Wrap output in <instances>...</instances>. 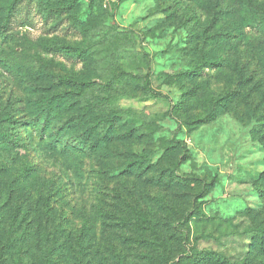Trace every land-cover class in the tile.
Here are the masks:
<instances>
[{"label":"rangeland","instance_id":"rangeland-1","mask_svg":"<svg viewBox=\"0 0 264 264\" xmlns=\"http://www.w3.org/2000/svg\"><path fill=\"white\" fill-rule=\"evenodd\" d=\"M9 1L0 0V16ZM17 1L12 36L0 40V138L10 139L0 142V230L14 226L18 245L1 262L45 264L38 231L46 227L52 264H194L191 256L209 251L227 262L206 264H264L247 231L264 224L257 121L242 123L230 110L206 117L218 92H235L230 63L238 56L245 74L264 83V55L228 47L229 67L181 74L205 47H195L203 5L224 0ZM36 91L69 92L121 125L107 148L70 157L47 146L57 128L20 126L32 118ZM255 105L264 113V100ZM181 114L196 120L192 129ZM75 137L56 143L78 144ZM139 212L157 234L132 223Z\"/></svg>","mask_w":264,"mask_h":264},{"label":"trees","instance_id":"trees-1","mask_svg":"<svg viewBox=\"0 0 264 264\" xmlns=\"http://www.w3.org/2000/svg\"><path fill=\"white\" fill-rule=\"evenodd\" d=\"M36 1L44 7L49 0ZM194 1L203 4V0ZM17 5V0H10L3 7L4 12L0 16V40H6L12 36L10 33L12 28L9 25L11 18L16 16ZM203 9L207 11L206 28L203 29V33H200L199 40L195 42V47L202 48L200 47L202 42L204 43L203 47H205L202 48L201 59L197 66L183 71L182 75L189 78H200L209 74L206 71L229 67V59L224 57L228 47L235 51H240L241 47H245L248 54L250 53L248 49L252 48L254 51L252 53L264 55V0H224L220 5L205 4ZM235 13L239 14L238 18L234 16ZM215 26L218 29L211 33L210 31ZM247 27H250L248 31L246 30ZM255 39L258 41L257 45L254 42ZM209 45L213 47V53L206 52L205 49ZM230 66L238 76L237 80L233 82L236 87L235 92L230 90L218 92L209 104L207 120L217 118L229 110L242 123L248 122L246 117L255 118L257 123L252 133L255 138L264 143V113L255 105L259 98L264 100V83L261 78L255 81V77L252 80L245 74L238 56L235 61L230 63ZM61 78L63 81L77 84L74 76L62 75ZM29 102L32 118L24 120L20 126H24L25 130L41 131L43 134L51 128H57L58 132L47 134L46 139H50L47 141V146L58 150L56 146L62 145L60 151L70 157H77L82 151V147L84 151H100L107 148L114 136L116 127L121 125L120 120L105 118L98 106L89 102L83 103L81 99H76L69 92L53 94L40 92L38 95L32 96ZM242 106L243 108H241ZM180 117L183 118V115L181 114ZM204 117L197 119L207 121ZM183 120L190 129L193 127L191 124L196 122L195 119L189 118H183ZM8 121L13 123V120ZM73 134H77L75 138L79 141L78 144H68L67 141L56 143L60 135L73 137ZM0 139V142L3 140L10 141L5 135ZM132 167V164L128 162L126 169L129 168L128 171H131ZM29 171H31L30 165L23 167L24 173H29ZM258 181L260 182L259 185H264V173ZM137 217V220L131 221L139 227V230L158 233L145 214L139 212ZM125 220L129 221L128 219ZM13 227L6 228L4 234H1L0 230V242L2 243L0 255L2 257L11 255L13 248L18 245ZM24 230L21 232L23 235ZM46 230V227L39 228V250L44 255L45 264H52L51 255L55 250V242L50 239L51 236ZM247 231L251 232V237L254 239L253 247L257 249V253L264 255V224L259 223L258 227ZM191 258L194 264L227 262L225 256L212 251L198 252ZM1 261L2 259H0V264H3ZM172 264L176 263L172 262Z\"/></svg>","mask_w":264,"mask_h":264}]
</instances>
